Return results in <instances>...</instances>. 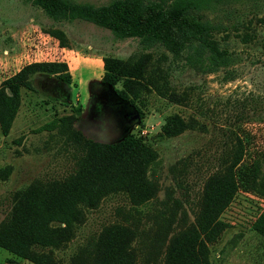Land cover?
<instances>
[{
    "label": "rangeland",
    "instance_id": "obj_1",
    "mask_svg": "<svg viewBox=\"0 0 264 264\" xmlns=\"http://www.w3.org/2000/svg\"><path fill=\"white\" fill-rule=\"evenodd\" d=\"M72 1L101 6L116 0ZM152 1L189 6L213 27L209 37L169 34L146 45L80 19L54 21L31 0H0V85L31 62L65 63L57 73L28 76L10 130L0 129V224L15 193L42 188L51 194L50 184L78 171L87 151L75 130L95 142L110 137L113 105L96 84L113 95L122 91L134 104L141 118H133L127 133L156 153L135 175L124 164L121 176L132 186L150 184L151 197L116 190L92 207L79 202V220L60 245L33 246L34 260L0 246V264H117L113 242L119 238L126 240L130 264H168L169 253V262L181 264L195 238L209 264H264V0ZM217 53L225 63H212ZM104 57L144 61L136 96L124 91L123 77L110 86L100 82ZM174 116L185 129L163 135ZM53 118L61 120L55 129L37 131Z\"/></svg>",
    "mask_w": 264,
    "mask_h": 264
},
{
    "label": "trees",
    "instance_id": "obj_2",
    "mask_svg": "<svg viewBox=\"0 0 264 264\" xmlns=\"http://www.w3.org/2000/svg\"><path fill=\"white\" fill-rule=\"evenodd\" d=\"M54 21L61 19H80L106 28L117 38L138 37L146 45L154 44L166 35H173L183 39L195 38L206 40L213 27L197 19L190 7H180L179 4L167 8L160 2L152 0H116L108 5L94 6L89 3H77L72 0H31ZM180 2L185 0H179ZM53 35H63L58 30ZM225 57L219 53L212 55V63H225ZM104 74L102 84L114 85L120 77L124 78L123 87L127 94L136 96L138 82L144 77V61H125L116 57L103 58ZM65 64V63H64ZM63 62L35 61L26 64L13 76L5 79L0 85V129L7 134L20 103V86L30 87L28 76L35 72L50 71L57 73L65 68ZM122 91L117 93L123 101L128 99ZM130 104V103H129ZM136 109L141 118L140 112ZM60 118H53L38 128L37 131H52L60 122ZM186 124L181 118L174 116L162 126L161 132L166 136L181 133ZM73 137L85 146L87 154L80 161L78 171L63 182H53L47 189H33L29 193H15L14 205L9 218L0 224V246L28 259L31 257L33 246L57 247L70 233L71 223L78 221L75 206L83 202L94 206L103 193L122 190L131 195L138 190L141 200L154 194L153 187L145 184L133 186L121 178L124 164L132 166L134 175L138 167H145L155 158V151L151 147L142 145L134 136L127 133L122 139L113 142H95L83 136L81 131L75 130ZM93 148V149H92ZM95 150V154L92 153ZM98 156L101 163H94ZM94 163V164H92ZM1 176L5 177L4 170ZM101 183V187L96 181ZM48 188V187H47ZM51 222L64 223L65 226H50ZM197 238L190 246L189 252L183 253L181 264H209L205 246L195 247ZM113 249L118 252L117 264H130L129 252L124 248L126 240L116 239ZM173 259L168 255V264Z\"/></svg>",
    "mask_w": 264,
    "mask_h": 264
},
{
    "label": "flooded vegetation",
    "instance_id": "obj_3",
    "mask_svg": "<svg viewBox=\"0 0 264 264\" xmlns=\"http://www.w3.org/2000/svg\"><path fill=\"white\" fill-rule=\"evenodd\" d=\"M96 85H97L96 92H99L102 95V97L110 98L114 109V112H112L110 108L108 115V117L113 122V127L110 132V137H107L108 139L103 140V142L118 141L127 134V131H129V127H131L133 123V118L138 119L137 111L131 104L123 101L116 94L113 95L111 92H109L107 87L100 84H96ZM91 97L92 98L94 97L93 92L91 94ZM129 107H131V109H129ZM116 113L120 114L121 116L118 117Z\"/></svg>",
    "mask_w": 264,
    "mask_h": 264
},
{
    "label": "water",
    "instance_id": "obj_4",
    "mask_svg": "<svg viewBox=\"0 0 264 264\" xmlns=\"http://www.w3.org/2000/svg\"><path fill=\"white\" fill-rule=\"evenodd\" d=\"M138 119H140L139 114H137Z\"/></svg>",
    "mask_w": 264,
    "mask_h": 264
},
{
    "label": "crops",
    "instance_id": "obj_5",
    "mask_svg": "<svg viewBox=\"0 0 264 264\" xmlns=\"http://www.w3.org/2000/svg\"><path fill=\"white\" fill-rule=\"evenodd\" d=\"M102 63H103V61H102Z\"/></svg>",
    "mask_w": 264,
    "mask_h": 264
}]
</instances>
